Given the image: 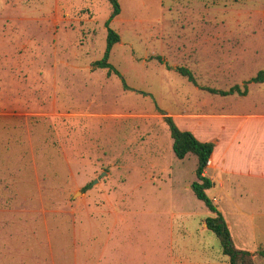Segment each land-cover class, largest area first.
Wrapping results in <instances>:
<instances>
[{
  "label": "rangeland",
  "instance_id": "rangeland-1",
  "mask_svg": "<svg viewBox=\"0 0 264 264\" xmlns=\"http://www.w3.org/2000/svg\"><path fill=\"white\" fill-rule=\"evenodd\" d=\"M119 3L122 77L93 66L108 0H0V264H229L192 189L197 156L154 155L171 172L156 176L150 135L166 149L162 112L264 115V0ZM212 201L238 243L243 206Z\"/></svg>",
  "mask_w": 264,
  "mask_h": 264
},
{
  "label": "crops",
  "instance_id": "crops-1",
  "mask_svg": "<svg viewBox=\"0 0 264 264\" xmlns=\"http://www.w3.org/2000/svg\"><path fill=\"white\" fill-rule=\"evenodd\" d=\"M216 25L215 19V27ZM210 41L213 42V47L217 48L218 39ZM177 69L175 70L177 71ZM167 116L174 119L180 130L191 132L200 142L215 144L210 159L211 166L207 168L210 171V176H207L208 171H205V176L214 183L211 189L219 188L222 197L216 196L212 199L220 204L224 198L229 205L243 206L241 230L238 234L239 244L233 236L232 238L239 249L254 255L256 264L258 261L264 260V115H260V113L242 115L229 112L201 115L183 112L177 115L167 114ZM207 120L209 123L211 122L209 126L204 125V121ZM150 137L157 142V149L150 151V172H154L153 174L156 172V176L161 177L165 174L171 176L170 167L167 164L160 165L152 158L154 155V158H160L165 153L172 154L174 143L172 137L167 139L166 149L159 135H150ZM153 178L154 176L149 179ZM218 210L223 214L225 220L231 217V213L228 215L224 210ZM227 225L231 230V224L227 222ZM204 227L208 229L206 222ZM173 254L174 252H172ZM170 264L193 263L173 260Z\"/></svg>",
  "mask_w": 264,
  "mask_h": 264
},
{
  "label": "trees",
  "instance_id": "trees-1",
  "mask_svg": "<svg viewBox=\"0 0 264 264\" xmlns=\"http://www.w3.org/2000/svg\"><path fill=\"white\" fill-rule=\"evenodd\" d=\"M108 1L113 7V11L109 21L106 23V27L108 29L106 51L103 59L95 62L93 66L100 69H108L109 71H113L120 76L119 72L115 71V69L109 63L114 46L121 41V37L110 28V24L121 14L122 9L119 0ZM177 71L183 76L188 77L190 82L194 83L195 85L197 84L190 70L179 68ZM253 82H264V71L260 72L258 76L253 79ZM222 94L226 95L227 93ZM161 115L164 116V120L170 126L171 137L174 141L173 151L176 157L179 160H184L187 155L194 154L198 158V182L193 184L192 189L196 197L202 201L214 214V217L208 218L206 220L207 228L220 240L223 254L228 257L229 264H256L253 254L237 248L223 214L218 210L213 201L207 195V191L213 187L214 183L211 179L205 176V171L207 169V163L210 161L213 154L215 144L200 142L191 132L180 130L172 117L167 116V114L164 112H162Z\"/></svg>",
  "mask_w": 264,
  "mask_h": 264
},
{
  "label": "built area",
  "instance_id": "built-area-1",
  "mask_svg": "<svg viewBox=\"0 0 264 264\" xmlns=\"http://www.w3.org/2000/svg\"><path fill=\"white\" fill-rule=\"evenodd\" d=\"M211 166V161H209L208 163H207V168H209Z\"/></svg>",
  "mask_w": 264,
  "mask_h": 264
},
{
  "label": "water",
  "instance_id": "water-1",
  "mask_svg": "<svg viewBox=\"0 0 264 264\" xmlns=\"http://www.w3.org/2000/svg\"><path fill=\"white\" fill-rule=\"evenodd\" d=\"M79 194H81V193H79Z\"/></svg>",
  "mask_w": 264,
  "mask_h": 264
}]
</instances>
